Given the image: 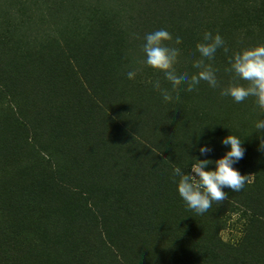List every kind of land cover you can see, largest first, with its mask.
<instances>
[{
  "label": "trees",
  "instance_id": "trees-1",
  "mask_svg": "<svg viewBox=\"0 0 264 264\" xmlns=\"http://www.w3.org/2000/svg\"><path fill=\"white\" fill-rule=\"evenodd\" d=\"M159 28L179 49L174 68L189 75L203 33H219L229 52L218 49L205 61L219 87L201 81L188 92L182 81L173 89L145 65L143 38ZM258 44L264 0H0V143L7 140L8 152L0 148V264H264V132L254 128L264 110L254 97L235 103L220 95L230 83H247L225 71L228 58ZM56 53L64 61L53 72L70 64L75 80L58 96L59 86L38 76L43 56ZM27 61L40 96L30 112L20 89ZM229 134L245 149L234 166L250 174L239 192L225 189L242 216L244 235L235 244H225L214 225L199 224L204 214L187 207L171 175L204 158L201 144L211 147L210 159L222 156ZM90 144L97 154L103 145L95 162ZM116 153L120 164L109 171L104 161ZM64 196L73 206L65 215Z\"/></svg>",
  "mask_w": 264,
  "mask_h": 264
},
{
  "label": "clouds",
  "instance_id": "clouds-1",
  "mask_svg": "<svg viewBox=\"0 0 264 264\" xmlns=\"http://www.w3.org/2000/svg\"><path fill=\"white\" fill-rule=\"evenodd\" d=\"M172 35L165 28H159L145 34L142 52L145 55L144 64L158 69L163 73L164 78L175 89L182 81L187 85L186 91L192 92L201 81L206 82L211 88L219 87L217 70L211 63L218 49L226 54L228 47L219 33L204 32V42L196 45L200 59L193 62V68L197 71L189 75L186 71H177L174 65L177 63L179 49L171 46L166 41H172ZM181 39L175 38L174 44L179 45ZM229 67L225 69L231 72L237 81H245V84L230 83L227 87L220 89V95L231 97L235 103H241L249 97H254L256 104L264 110V44L243 48L233 52L228 58ZM136 73L128 72L127 78L134 79ZM148 83L158 90L164 100H169L170 93L161 89L159 80H149ZM254 128L259 136L264 132V120H258ZM221 144L226 151L219 158L212 160L208 154L212 151L207 144L198 146L197 151L200 157L190 161V171L185 172L181 167L172 168V178L177 184V191L180 198L187 207L197 214L207 212L213 202H222L227 198L225 189L232 192H239L249 182L250 174H241L234 166L243 159L245 149L242 147V140L232 134L221 139ZM258 149H264V138L260 139ZM214 165V167H208Z\"/></svg>",
  "mask_w": 264,
  "mask_h": 264
},
{
  "label": "rangeland",
  "instance_id": "rangeland-1",
  "mask_svg": "<svg viewBox=\"0 0 264 264\" xmlns=\"http://www.w3.org/2000/svg\"><path fill=\"white\" fill-rule=\"evenodd\" d=\"M112 5L115 7V3L112 2ZM3 52H1V48H0V55ZM59 54L56 53L54 55H46L43 56V61L41 63V65L39 66V73L38 76L39 78H44V77H49V80H47L51 86H59L57 89V92H59L57 94L58 95H62V94H67L70 93L73 89H74V77H73V66H71L70 64H64L62 71L60 73H56L53 72V68L54 67H58L60 66V64L63 63L64 58H59ZM28 65L24 68V73H25V82L22 83L20 85V89H23L22 92V96H21V100H24L26 103V106L29 108V112L31 111V108L34 106V104L36 105L38 103V101L40 100V96L37 94V92L34 90V86L36 85L35 83L29 82L32 79V75L35 72V67L32 64L31 61H27ZM53 69V70H52ZM56 73V74H55ZM53 75L55 77H53ZM53 77V78H52ZM30 86V87H28ZM105 94L102 93L101 97L99 99L104 98ZM110 99V98H108ZM25 106V107H26ZM95 107H90V113L94 112ZM96 117L97 122L100 121V123H103V118L100 116L99 112L96 111L94 116ZM7 123L11 126V124L13 122H11V119H7L6 120ZM103 125L100 124L97 127H102ZM109 130H111V135L113 137L110 138L109 141V145H111V148H113L114 150H117L116 148H118V144H119V140L115 134V132L113 131L112 127L108 124ZM134 145H132L133 147ZM0 148L2 150V152H4L5 154H7V140L3 141L2 143H0ZM103 145H99L98 148V152L102 151ZM100 152L97 154L96 148L94 147V145H91L88 147V154L90 156V159L92 162H95L97 160H99V154ZM10 157L11 155H7V157ZM6 157V158H7ZM121 155L116 153L115 157L113 156V158L109 157L106 159V161H104V164L106 165V167L108 168L109 171H114L118 168L119 166V162L121 160ZM1 159V163L4 165L5 163V159ZM65 196L63 198V202L61 203V210L60 212H67L68 210H71V208H73V206H71L70 203L68 202H64L65 200ZM68 200V199H67ZM229 199L226 198V201L229 203H225L224 205H222L221 202H213L211 208L203 213L204 215H202L201 218V223L202 225H214L216 230H219L218 235L219 237L224 241L225 244H235L237 242H239L243 235V227H242V220L240 219L242 216H240L241 211L239 210H232V206H230L229 204H231L232 201H228ZM236 205V203H234ZM236 207V206H235ZM27 217H30V215H26ZM39 220V218L34 219ZM264 220V219H263ZM156 255H159L160 253V248L157 247V249L155 250Z\"/></svg>",
  "mask_w": 264,
  "mask_h": 264
}]
</instances>
